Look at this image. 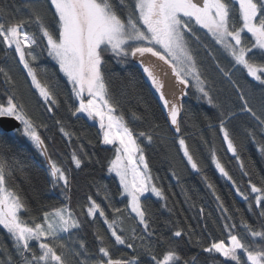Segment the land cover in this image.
I'll use <instances>...</instances> for the list:
<instances>
[{
  "label": "snow or ice",
  "instance_id": "obj_1",
  "mask_svg": "<svg viewBox=\"0 0 264 264\" xmlns=\"http://www.w3.org/2000/svg\"><path fill=\"white\" fill-rule=\"evenodd\" d=\"M208 40L219 46L227 65L213 53ZM42 59L53 61L56 70L50 73L41 67ZM112 62L125 70L128 65L138 66L179 136L182 162L201 174L219 202L226 235L201 245L208 254L203 261L197 256L185 258L180 251L182 243H193L194 233L171 221L166 222L171 225L166 232L153 226L156 221L148 201L151 196L167 198L154 182L145 149L156 139L165 141L147 109L140 114L133 111L132 118L149 124L150 130L137 131L123 113L117 115L120 99L111 86ZM237 73H246L247 90L234 79ZM62 79L70 85L63 101ZM218 82L234 88L224 100L220 94L225 90L217 87ZM190 90L196 100L216 109L215 131L248 177L242 188L215 148L210 149L215 170L247 204V216L236 209L238 222L182 134L181 117L188 114L183 101ZM37 107L69 143L76 134L68 131L67 120L86 117L98 122L102 136L97 146L113 154L107 172L118 178L117 193L96 184V196L101 190L105 193L102 200L86 195L79 212L71 207L73 169L50 154L49 141L54 139L41 134L40 129L49 130V125L36 117ZM241 132L264 157V0L0 3V264H264V175L257 172L255 162L246 169L243 144L237 143ZM9 136L26 139L43 157L46 185L58 189L65 202L46 204L43 189L31 178H26L30 190L16 184L23 169L17 152L3 139ZM77 140L79 147L72 150L68 164L81 169L86 159L92 162V156L81 138ZM173 176L179 180L175 172ZM114 195L123 198V208L115 206Z\"/></svg>",
  "mask_w": 264,
  "mask_h": 264
},
{
  "label": "trees",
  "instance_id": "obj_2",
  "mask_svg": "<svg viewBox=\"0 0 264 264\" xmlns=\"http://www.w3.org/2000/svg\"><path fill=\"white\" fill-rule=\"evenodd\" d=\"M0 3L11 4L12 0H0ZM210 49L213 53L220 58L221 63L227 65V60L224 59L221 52L217 51L219 46L213 45L208 40ZM207 63V62H206ZM41 67L46 68L51 73L56 70L54 62L50 59H42ZM111 86L120 99V105L117 107V115L124 114V117L129 121L130 127H136L137 131L150 130L147 123L134 121L132 112L138 114L143 113L145 109L148 110L149 120L152 124L160 125V136L163 138L156 139L152 146L145 149V156L149 163L152 175L155 178V183L164 191L166 200L156 199L150 197L148 204L152 213V219L160 226L162 231H167L166 222L171 221L178 227L189 230L192 235L191 244L182 243L181 254L185 258L197 256L198 260L203 261L208 254L202 252L201 245L206 246L213 238H224L226 233L222 232V225L225 222L222 217L224 215L220 209L219 202L212 194V190L206 186L202 180L201 174H198L186 167L182 162V152L179 149L178 134L174 132L170 122L166 120V111L163 110L157 94L147 82L145 76L139 70L138 66L128 65L127 70L124 67L112 62L111 65ZM62 77V74H59ZM246 73H237L234 79H237L247 90L248 83L245 78ZM251 81V77L246 78ZM218 88L225 91L220 94V99H226V95H231L234 88L226 83H217ZM61 88L63 91L60 93V99L63 101L70 92V85H66L64 79L61 80ZM134 88V92H133ZM235 100V96H232ZM35 103V101H34ZM183 103L188 110V114H182L181 130L186 142L190 148L194 150L198 158L202 161L204 166V174L209 177V180L214 184L216 194L221 197L225 206L229 209V214L234 216L238 222L240 213L248 215L246 212L247 204L243 199L235 194V190L231 187L230 183L220 176L218 171L215 170L214 165L210 162L209 153L211 148H215L217 155L226 164L229 172L237 183L244 188L248 177L243 176V172L239 167V163L231 156V153L226 151V144L222 142V136L215 131L218 127V122L214 121L216 109L212 108L205 101H198L191 95L184 98ZM239 103V101H236ZM66 107V106H65ZM43 108L37 107L34 109V114L38 120H44L49 125V130L40 129L44 137H52L54 143L49 141V151L53 159H59L67 167L73 169L71 175L75 180L71 186L69 193L70 205L77 212L81 210V205L85 201L86 195H93L98 200L103 199L104 191L101 190L100 195L96 196V184L107 186L109 193H117L118 182L107 172V161L112 158V152L102 151L101 147L97 146L101 133L96 125L90 123L84 117L77 120L72 117L66 121L68 131L75 133L73 136V143H69L67 138L59 133L58 128L53 126V121L47 119V116H41ZM63 114V113H62ZM244 117V114H240ZM207 118V119H206ZM246 119V117H244ZM213 124V128H209V124ZM80 137L85 145V151L91 154L92 162L85 160V164L81 169H75L74 165L68 164L70 154L74 148L79 147ZM203 138V139H202ZM7 146L13 148L17 152V159L21 161L23 171L19 174L16 184L21 188L30 190V185L26 178H31V183L43 189L42 200L46 204H59L64 201V197L59 194L58 189H51L50 185H46V165L43 164V157L39 155L36 149L26 139L18 137H4ZM91 140V144L88 141ZM203 140H207L205 144ZM146 144L147 142L144 141ZM237 143L243 144L241 151L242 159L244 160L246 169L254 167L260 175H264V157L257 150V146L250 140L243 138L242 132L237 136ZM143 146V145H142ZM108 147V146H104ZM111 148V147H108ZM99 160L100 163H95ZM173 172L179 177L173 176ZM256 181V177H253ZM258 182V181H257ZM113 203L116 207H124L123 198L119 195H114ZM204 209L203 217L200 215V209ZM210 214V215H209ZM250 222H252L250 220ZM131 226V222H129ZM207 226V227H205ZM211 233V235H209ZM3 239V234L0 233V240ZM87 239H92L89 233ZM188 237H184L186 241ZM196 241H200L197 244Z\"/></svg>",
  "mask_w": 264,
  "mask_h": 264
},
{
  "label": "rangeland",
  "instance_id": "obj_3",
  "mask_svg": "<svg viewBox=\"0 0 264 264\" xmlns=\"http://www.w3.org/2000/svg\"><path fill=\"white\" fill-rule=\"evenodd\" d=\"M146 78V77H145ZM146 80H147V78H146ZM147 82L150 84V82L147 80ZM157 97H158V95H157ZM86 120H88L90 123H93L94 125H96L97 126V128L99 129V124H98V122L97 121H92V120H89V119H87L86 117H84ZM101 136H102V134H101ZM108 147H111V146H108ZM109 175H112L116 180H117V182H118V184H119V181H118V178L117 177H115V174L114 173H112V174H109ZM151 197H153V198H156L155 196H151ZM156 199H158V198H156Z\"/></svg>",
  "mask_w": 264,
  "mask_h": 264
},
{
  "label": "water",
  "instance_id": "obj_4",
  "mask_svg": "<svg viewBox=\"0 0 264 264\" xmlns=\"http://www.w3.org/2000/svg\"><path fill=\"white\" fill-rule=\"evenodd\" d=\"M10 125H5V127L7 128V127H9Z\"/></svg>",
  "mask_w": 264,
  "mask_h": 264
}]
</instances>
